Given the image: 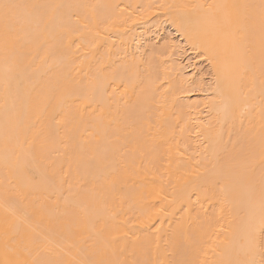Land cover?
I'll return each instance as SVG.
<instances>
[{
  "label": "bare ground",
  "instance_id": "1",
  "mask_svg": "<svg viewBox=\"0 0 264 264\" xmlns=\"http://www.w3.org/2000/svg\"><path fill=\"white\" fill-rule=\"evenodd\" d=\"M2 3L0 264H264V0Z\"/></svg>",
  "mask_w": 264,
  "mask_h": 264
},
{
  "label": "snow or ice",
  "instance_id": "2",
  "mask_svg": "<svg viewBox=\"0 0 264 264\" xmlns=\"http://www.w3.org/2000/svg\"><path fill=\"white\" fill-rule=\"evenodd\" d=\"M19 5L13 3H2L0 4V9L3 10L5 19H11L15 16L16 10L19 8Z\"/></svg>",
  "mask_w": 264,
  "mask_h": 264
},
{
  "label": "rangeland",
  "instance_id": "3",
  "mask_svg": "<svg viewBox=\"0 0 264 264\" xmlns=\"http://www.w3.org/2000/svg\"><path fill=\"white\" fill-rule=\"evenodd\" d=\"M161 38H162V36L159 37V40H160ZM188 55H189V52L186 53L185 57H188ZM191 57H192V56H191ZM192 62H194V61L192 60ZM198 69H199V72H201V73L204 74V78H205L206 80H209V71H208V67H207V65L201 62V63L198 65Z\"/></svg>",
  "mask_w": 264,
  "mask_h": 264
}]
</instances>
